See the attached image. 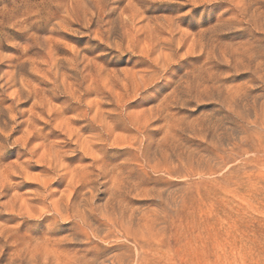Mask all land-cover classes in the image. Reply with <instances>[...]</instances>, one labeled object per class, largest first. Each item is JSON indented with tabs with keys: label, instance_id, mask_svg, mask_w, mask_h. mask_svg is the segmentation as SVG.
<instances>
[{
	"label": "rangeland",
	"instance_id": "1",
	"mask_svg": "<svg viewBox=\"0 0 264 264\" xmlns=\"http://www.w3.org/2000/svg\"><path fill=\"white\" fill-rule=\"evenodd\" d=\"M90 192L164 219L133 264H264V0H0V264L67 236L54 204ZM114 236L92 246L136 249Z\"/></svg>",
	"mask_w": 264,
	"mask_h": 264
},
{
	"label": "bare ground",
	"instance_id": "2",
	"mask_svg": "<svg viewBox=\"0 0 264 264\" xmlns=\"http://www.w3.org/2000/svg\"><path fill=\"white\" fill-rule=\"evenodd\" d=\"M143 83L144 82L142 80L141 83H139V85ZM89 123L91 124V126L96 125L92 121H90ZM99 125L100 126H97L99 128L98 129L99 132L98 134L96 133L94 136L99 141L104 142L106 138L109 137L108 136L109 134L104 133L105 126L100 121H99ZM81 130H83V128L78 129L77 131H81ZM71 134H74L77 137L76 132L70 133V135ZM147 140H148V137L145 139V141L147 142ZM83 143L87 146L88 150L90 149L93 150L92 146L87 145L85 142ZM173 149H174L173 147L172 148L170 147V149L168 150L170 152ZM83 150H85L84 146H83ZM156 152L153 153L152 155L150 152L149 145H146V148L144 149L141 155L143 157L142 158L143 163L148 164L150 162L151 156L156 157L158 155V157L159 156L161 157L160 160L162 161L160 162L158 160V165H157L158 168L156 166L153 168H157V169L162 168V170L166 171V173H168L169 176L172 175L173 171L175 169H178L180 165L174 164L175 162L172 161L171 154H168L165 152H163L164 153L163 154L162 151H156ZM49 157L50 159L48 160V165L53 170V168H56L59 166L58 164L59 161L57 159L56 154H50ZM176 157L177 156H175V159ZM133 160L137 161V159H133ZM201 161L202 159L200 160L199 158V162H197V164L200 165ZM94 163H96V166L94 169L99 173V175L103 179L106 180L108 178V173L110 172V168H109L110 164L105 161L101 162L100 160H99V163L96 161H94ZM211 165H210L211 168L214 167ZM181 167L182 166H180V168ZM190 167L191 166H189L188 168ZM76 178H77L76 176H71V178L68 180L69 181L68 184L73 185L76 181ZM82 181L83 182L81 183V185H84L83 190L85 189L88 191L89 190L93 191L94 188L92 185L93 184L92 181L90 180L85 181L83 179ZM109 181L113 182V180H109ZM91 193L93 192H90L89 196H86L85 193H82L79 197L76 198L74 202H70V204L66 206V210H69L70 213L67 211L66 216L64 215L65 217H62L63 214H60L57 206L54 204L53 210L58 212L57 214L59 216L62 215L60 217L61 219H64L69 222L68 223L69 234L60 240H54V241L51 239V237L50 238L43 237L42 240H39L40 244L39 243L35 245L33 244V247L29 249L28 251V254H29L28 260L25 261L27 262V264H38L37 259L40 261L39 264H133L135 261L139 260L138 251H142L144 255L147 252L149 253L152 252L151 244H152V241L154 240V237L158 233L157 227L163 222L164 220L163 218L157 217L155 218V221H152V222L147 221L142 224V221L144 220L141 218V216L139 218H134L132 212H130L128 216H125V212L129 211V209L127 208V205L124 206V204L122 205V203L116 204V195L114 193L110 194L111 199L107 201V203L104 205L103 208L93 206L92 202L94 200V197H93L94 195ZM63 211L64 209L61 211V213H64ZM159 214L160 212L157 213V215ZM47 230L49 231L50 229L48 228ZM112 235H115L114 237L116 239L124 238L125 241L126 240L132 241L136 249L131 250L125 244H115L113 246L106 247L104 249L99 248L100 246L97 244L92 246L93 244L92 238L98 239V241L100 240V241L105 242L109 238H111ZM79 241H83L84 243L83 244L84 248L82 250L81 249L79 251H75L73 249L66 250V248L64 247V246L68 248L75 247V245H79ZM144 255L142 259H140L141 260L140 264H142L145 258Z\"/></svg>",
	"mask_w": 264,
	"mask_h": 264
}]
</instances>
